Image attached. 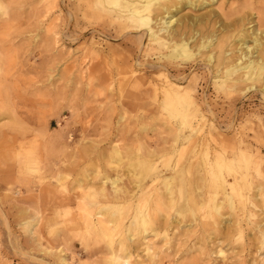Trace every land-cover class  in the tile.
Returning a JSON list of instances; mask_svg holds the SVG:
<instances>
[{"label": "rangeland", "instance_id": "1", "mask_svg": "<svg viewBox=\"0 0 264 264\" xmlns=\"http://www.w3.org/2000/svg\"><path fill=\"white\" fill-rule=\"evenodd\" d=\"M5 3L14 17L1 31L10 76L0 115V264H264V85L228 95L207 67L211 53L216 68L219 40L230 60L241 57L244 27L218 24L215 52L182 75L203 108L200 126L199 117L166 112V68L143 66H166L164 57L146 54L117 24L85 18L78 0L50 15L42 0ZM244 7L253 46V32L264 34V0H219L195 14ZM195 143L247 159L208 170L207 181L203 167L192 169L200 188L185 191L184 151ZM222 174L232 184L243 178L236 193L216 189ZM169 177L175 194L163 185Z\"/></svg>", "mask_w": 264, "mask_h": 264}, {"label": "bare ground", "instance_id": "2", "mask_svg": "<svg viewBox=\"0 0 264 264\" xmlns=\"http://www.w3.org/2000/svg\"><path fill=\"white\" fill-rule=\"evenodd\" d=\"M42 1L48 2V6L46 9V14L48 15H50L49 14L50 11H52L54 8L59 7V5H61L60 2H62V0L61 1L42 0ZM218 1L219 0H78V9L80 12H82V15L85 18H89V17L104 18L105 21H107V23L117 24L118 27L120 28L121 36L126 37L127 35L128 36L131 35L132 37H134L135 43L138 45V48L139 46H141L146 54H150L154 50L158 51L159 55H157L158 53L157 54L155 53L154 55L158 56L159 60L164 57L166 66L163 65L162 63L156 65L155 64L149 65L150 63H147L144 64L143 66H150L151 68H162V70L166 68V85L164 86L163 89V94L166 98V112L172 113L178 110L181 111L186 117L189 116H195L196 118L199 117L201 119L200 121V126H201L202 122L204 124L205 121L204 120L205 115L204 116L202 115L203 108L201 107V105H199L197 101V97H198L197 93L193 92L192 86L184 85L185 77L182 78V75H186L188 71L191 69H196L195 67H193L195 65L191 67H188L187 65L194 60L197 61V58L201 56L202 52L206 50L209 51L210 49H212V47L215 46V41L218 40L215 39L217 37L215 31H217L216 26L218 24L219 26H223L224 31H226V29L231 26H235V27L242 26L244 28L243 30L242 28L239 29L238 34L243 33L245 35V38L241 43L242 46V49H240V51L242 50L241 57L235 63L232 59L231 61L228 57V52H227L228 47L226 50H224L226 41L223 40L217 41L216 48H218L217 52L219 50L220 55L216 57L217 58L216 68L213 65L214 55L211 53H210L211 55L209 54L208 56L209 61L207 67L210 70V73L213 76V78L216 80V85L218 86V88L221 89L225 94L230 95L231 93L238 91V88H240L243 84H249V86L245 91H249L253 89L256 84L262 83V85H264V42H263L264 34L262 32L260 33V31L257 32L255 30L253 32L254 38L252 40L254 41V45L253 46L248 45L247 39L250 36L252 37V34L249 33L248 31L249 29L248 30L245 29V22L246 21L250 22L247 19L250 18V15H248L245 12V9L247 10L248 7H244L243 9L234 8L233 10H231L230 13L227 12L228 14L224 13L223 10H222V14L216 11L215 12L211 11L209 13L200 14V15L195 14L196 12L198 13L200 10H203L204 8L206 9L208 6H211V4H214L215 2ZM6 3L5 0H0V115L2 116H5L9 111L7 107V95H6L7 93L6 83L9 78V77L7 78L8 75L7 70L9 69L8 68L9 65L8 67L5 65L7 64L6 62L7 58L5 57L7 55L6 54L7 52L4 50L2 44H4L3 39H5L4 37L6 36H4L3 35L4 32L1 31L5 27H7L9 18L14 17L12 11L9 9ZM257 10L259 13L258 15H260L262 12L261 8H258ZM67 12H69L70 18H79L78 15L76 13H73L71 9H69ZM218 18H239V19L233 21L231 24H227L222 22V20L218 21L217 20ZM201 26H203L204 28L209 26L212 28V30L209 31L207 30V28H205L206 30H203L204 28L201 29ZM234 29L236 31V28ZM4 34L6 35V32ZM241 36L242 35H239L238 37ZM224 39L226 38L224 37ZM153 45H157L158 47H155ZM216 48L212 50L213 53L215 52ZM164 49H166V54L162 55V51ZM196 49H197V53L195 52ZM257 52H259V54L261 55L259 57L256 56L257 58L253 57V54ZM229 54H231V52ZM138 63L141 64V62H137V64ZM140 64L138 65L140 66ZM212 65L215 68V70L210 69V66L212 67ZM141 67L142 66H140V68ZM160 70L161 69H159V71ZM175 73H177V76L174 75ZM163 76L160 78H163ZM193 87L194 90L197 89L196 85ZM262 90L264 93V87ZM188 138H190V136ZM243 151L244 150H240L239 153L233 151L229 152L225 148L221 147L220 149H217L214 151V153H212L211 148L209 146H206L205 144L199 147L196 146V143L187 146L185 148L184 155L188 156V158L186 159L184 171L186 172L185 174H190L191 178L182 179L183 180L182 189L191 191L193 186L195 190L200 188L199 185L200 179L196 178V176H195L196 179H193L192 177L193 175L191 172L192 169L195 170L197 168L199 170L201 167H203L202 170L200 171L204 172L203 177L207 181L208 180L207 175L209 173L208 170L210 171L211 169L214 168L221 170L220 168H224V167L233 170L234 169L233 165L239 159H243V160L247 159ZM116 153L119 154V151H116ZM192 159H194V161H191ZM179 177L181 178V176ZM174 179H175L174 177H169L167 182H166L167 180L166 178L164 180L163 185L165 186V188L167 187L170 194L172 193L175 194L172 191V187H173L172 185ZM240 179L243 178L236 176V178L234 179V183L232 184L227 180V177L222 174L218 177V179L215 182H212L217 184V186L213 184L212 187L215 186L216 189L218 190L219 189L223 190L227 188L231 190L232 193H236L237 192L236 187ZM145 191L146 190H143L144 194L147 192ZM118 196L120 198V195ZM169 196L170 195H167V197ZM191 197L188 198L190 199ZM189 199L188 201L190 202ZM191 200H192L191 202H193L194 200L193 197ZM128 201L127 203L133 200H130L129 202ZM170 201L172 202V200ZM174 202H172V204ZM99 221L97 222V224L99 223ZM90 222L91 221H89V223ZM100 222H102V220ZM89 223H87V225H89ZM98 225H100V223ZM102 225L100 226L102 227ZM198 250L200 251V248ZM194 260L195 258H193V262Z\"/></svg>", "mask_w": 264, "mask_h": 264}]
</instances>
